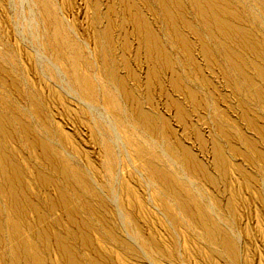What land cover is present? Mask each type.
<instances>
[{
    "label": "rangeland",
    "instance_id": "rangeland-1",
    "mask_svg": "<svg viewBox=\"0 0 264 264\" xmlns=\"http://www.w3.org/2000/svg\"><path fill=\"white\" fill-rule=\"evenodd\" d=\"M0 264H264V0H0Z\"/></svg>",
    "mask_w": 264,
    "mask_h": 264
}]
</instances>
